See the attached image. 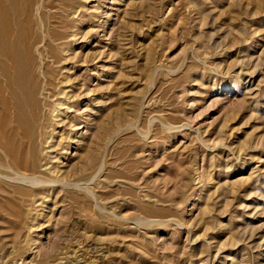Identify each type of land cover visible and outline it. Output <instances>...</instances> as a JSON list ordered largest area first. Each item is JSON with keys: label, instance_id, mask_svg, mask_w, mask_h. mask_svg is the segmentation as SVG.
I'll return each instance as SVG.
<instances>
[{"label": "rangeland", "instance_id": "rangeland-1", "mask_svg": "<svg viewBox=\"0 0 264 264\" xmlns=\"http://www.w3.org/2000/svg\"><path fill=\"white\" fill-rule=\"evenodd\" d=\"M12 1L0 65L54 102L0 153V264H264V0Z\"/></svg>", "mask_w": 264, "mask_h": 264}, {"label": "bare ground", "instance_id": "bare-ground-1", "mask_svg": "<svg viewBox=\"0 0 264 264\" xmlns=\"http://www.w3.org/2000/svg\"><path fill=\"white\" fill-rule=\"evenodd\" d=\"M4 1V0H3ZM1 1L0 4L3 2ZM6 1V0H5ZM4 1V2H5ZM27 1V0H26ZM4 2L0 5L2 7L6 6L7 3L3 6ZM8 2V1H7ZM11 2H13L11 0ZM15 2V1H14ZM21 5V4H20ZM19 6V5H18ZM24 6V5H23ZM8 7V6H7ZM1 8V7H0ZM9 8V7H8ZM7 8V9H8ZM5 9V7L3 8ZM11 9V8H10ZM25 9V8H24ZM20 10V9H19ZM1 11H2V15H4V13L8 12L7 11H3L2 8H1ZM0 11V12H1ZM35 12V10H34ZM9 13V12H8ZM6 13V14H8ZM20 13V12H19ZM18 13V14H19ZM23 13V11H22ZM25 13V12H24ZM27 14V13H26ZM31 15V13L29 14ZM28 15V16H29ZM35 15V14H34ZM42 15V14H41ZM17 16V15H16ZM27 16V17H28ZM8 18L9 17V20H11L10 16L8 15V17L6 15H4V17L2 16V23L4 21L3 18ZM14 17V16H13ZM32 17V15H31ZM5 18V19H6ZM17 18V17H16ZM33 18V17H32ZM1 19V18H0ZM8 20V19H7ZM35 20V19H34ZM12 21V20H11ZM25 21V19H24ZM27 21V20H26ZM6 22V20L4 21ZM9 24H10V21H7ZM22 22V20H21ZM20 22V23H21ZM29 22V21H28ZM63 22V21H62ZM13 23V22H11ZM18 22V26H20V24ZM23 23V22H22ZM21 23V25H22ZM61 23V22H60ZM1 24V23H0ZM6 24V23H5ZM27 24V23H26ZM33 24V23H32ZM1 25H4V24H1ZM8 25V24H6ZM13 24H11L12 26ZM28 25V24H27ZM34 25V24H33ZM39 25V24H38ZM36 25V27L38 26ZM42 25V24H41ZM10 25H8L7 27H9V29L6 27V29L11 30V33L15 31V33L17 32L16 31V28L17 26H15V30H13L14 28H11ZM33 27V26H31ZM30 27V28H31ZM35 27V26H34ZM40 26H38L39 28ZM18 28H21V27H18ZM1 30V28H0ZM5 30H3L0 34L2 37L3 35V32H5ZM20 30V29H19ZM18 30V32H19ZM28 30V29H27ZM33 30V28H32ZM31 30V31H32ZM35 30H38L37 28ZM39 30H42V27L39 28ZM38 30V31H39ZM43 31V30H42ZM7 32V30H6ZM34 32V30H33ZM32 32V33H33ZM9 33V32H7ZM4 35L6 36L4 39H2V41L4 42H1V43H5V39L7 37H9L11 35V37H9L10 39H12V34L9 33ZM23 33V32H22ZM29 33V32H28ZM37 33V32H36ZM19 33H17V36L19 37L18 35ZM21 34V33H20ZM24 34H25V31H24ZM23 34V35H24ZM38 34H40L38 32ZM9 35V36H7ZM15 35V34H14ZM22 35V34H21ZM27 35V32L26 34ZM24 35V36H25ZM32 36V35H31ZM40 36V35H38ZM37 36V37H38ZM16 37V36H15ZM21 37V36H20ZM19 37V38H20ZM36 37V38H37ZM3 38V37H2ZM8 38V39H9ZM23 38V36H22ZM31 38V37H30ZM54 38V37H53ZM15 40V38L13 39V41ZM17 43L15 44H19L18 43V39H16ZM28 40V39H27ZM30 40V39H29ZM9 41V40H8ZM25 39H23V43L25 44ZM32 41V40H31ZM54 41V40H53ZM62 41V40H61ZM7 42V41H6ZM20 42L22 43L21 41V38H20ZM11 43L10 41L7 42V44L9 45L8 48H10V44ZM7 44H5V46L2 44V46L5 47V50L6 51H9L7 50ZM13 44V42H12ZM23 44V46H24ZM29 44V42H28ZM22 45V44H20ZM26 45V44H25ZM30 47H31V44H29ZM41 45V42H38V43H35L34 44V50L39 51V46ZM19 46V45H18ZM16 47V48H19V47ZM46 46V45H45ZM0 47H1V44H0ZM26 47V46H25ZM29 48V46H27ZM2 48V47H1ZM0 48V49H1ZM15 49V47H14ZM12 50L11 49V52L14 51V54L11 53V57L8 59L7 57L4 58L3 62L1 65H3L4 62H7V59L9 60V64L12 67V69L9 67L7 68V63L4 64L6 65V68L4 69L1 65H0V99H1V102H3L4 104L1 105L2 103L0 102V153H1V157L3 156L4 158H2L3 160H6L5 162H1L2 164H4V166H6V168H9L10 170H12L13 172L21 175V176H25V172L27 169H29V164H28V159L29 157L28 156H31V158H34L35 159V154L37 155L39 153V150L41 148L42 152L44 150V145H43V139L44 137L48 136L49 135V130L48 128H50L48 125H46L43 120H41L42 118L39 117V115H43V111L45 109V107L47 105H49L50 101L52 100L54 102V99H51L50 98V91H49V86L47 83H41L40 81V76H39V73H37V70L36 68H34L35 70H33V68L31 70L28 69L27 65H24L22 60H21V52H17L15 50ZM27 49V48H25ZM31 49V48H30ZM17 50V49H16ZM29 50V49H28ZM27 50V51H28ZM33 50V51H34ZM20 51V49L18 50ZM25 51V50H23ZM22 51V52H23ZM49 51V50H48ZM3 52H4V49H3ZM16 52V53H15ZM35 52V51H34ZM7 53V52H6ZM6 53H3V54H6ZM9 53V52H8ZM26 53V51H25ZM40 51L37 53V55H39ZM13 54V55H12ZM9 55V54H7ZM27 55V54H26ZM43 55V54H42ZM40 55V56H42ZM36 57V55H35ZM41 58V57H40ZM54 58V57H53ZM62 58V57H61ZM24 59V58H23ZM34 59V58H33ZM36 59V58H35ZM42 59V58H41ZM1 60V59H0ZM39 60V58H37V61ZM64 60V58H63ZM27 61V60H26ZM25 61V62H26ZM29 61V59H28ZM31 63V62H29ZM35 63V62H34ZM38 63V62H37ZM35 63V64H37ZM57 63V62H56ZM28 64V63H27ZM33 64V63H32ZM30 65V64H28ZM46 71V70H45ZM37 73V74H36ZM43 74L45 73L44 71L42 72ZM42 74V75H43ZM36 75V76H35ZM45 75V74H44ZM29 76H32V79H28ZM33 76L35 78H33ZM46 76V75H45ZM60 76V75H59ZM28 77V78H27ZM56 77V76H55ZM39 79L40 83L38 84L37 83V80ZM46 79V78H45ZM58 79V78H57ZM53 80V79H52ZM38 81V82H39ZM58 81V80H57ZM60 81V80H59ZM49 82V81H48ZM56 82V81H55ZM61 82V81H60ZM59 82V83H60ZM59 83H57V85L59 86ZM62 83V82H61ZM56 84V83H55ZM68 85V84H67ZM62 86V85H61ZM60 86V88H61ZM54 87L56 88V86L54 85ZM53 87V88H54ZM58 89V88H57ZM56 90V89H55ZM54 91V90H53ZM65 91V89H64ZM62 91L61 89L59 90V92H54V94H58V93H61V92H64ZM62 94V93H61ZM58 96V95H57ZM55 96V97H57ZM60 96V95H59ZM60 99V97H59ZM57 101V100H56ZM55 101V102H56ZM58 104H63L62 102H59ZM50 106H51V103H50ZM49 107V106H48ZM49 109V108H48ZM55 109V108H54ZM53 111V110H52ZM51 111V113H52ZM42 112V114H40ZM48 112V111H47ZM54 112V111H53ZM50 114L49 112L47 113V115ZM54 115V113H52V116ZM58 115V114H56ZM56 117V116H55ZM40 118V119H39ZM45 118V117H44ZM43 118V119H44ZM46 118L50 119L49 116H46ZM39 121H38V120ZM54 119V118H52ZM56 119V118H55ZM51 120V119H50ZM47 121V120H46ZM49 121V120H48ZM51 122V121H50ZM53 122V121H52ZM52 127V126H51ZM47 130H48V133H47ZM53 133V132H51ZM48 134V135H46ZM100 136V135H99ZM101 137V136H100ZM35 145V146H34ZM47 145V144H46ZM45 145V146H46ZM48 146V145H47ZM90 149V148H89ZM37 152V153H36ZM45 152V150H44ZM43 152V153H44ZM48 152V151H47ZM41 155V154H40ZM93 153L89 154V157L88 159H90L89 161H91L93 158ZM50 156V154H49ZM48 156V157H49ZM39 157V155L37 156ZM41 158H43L42 156H40ZM39 157V158H40ZM51 157V156H50ZM38 158V159H39ZM45 158V157H44ZM43 158V159H44ZM53 158V157H52ZM50 159V158H49ZM46 160V159H45ZM8 161V162H7ZM37 161V160H36ZM42 161V160H41ZM38 162V161H37ZM40 163V162H38ZM14 165H16L18 168H20V170H17L15 169ZM31 165H32V162H31ZM35 165H36V162H35ZM42 165V164H41ZM44 165V164H43ZM38 166V165H37ZM34 167V166H33ZM31 167V168H33ZM40 167H43V166H40ZM38 168V170L40 169L42 171L43 168ZM36 168V166L34 167ZM30 170V169H29ZM34 169H32V172H33ZM36 171V170H35ZM34 171V172H35ZM40 171V172H41ZM50 171V170H49ZM29 174H31L30 171H28ZM33 172V174H34ZM23 173V174H22ZM39 173V172H37ZM46 173V171H45ZM41 174H44L41 172ZM40 174V175H41ZM27 176L26 177H34L38 174H35L34 176H30L28 174H26ZM43 176V175H42ZM37 177V176H36ZM39 177V175H38ZM41 177V176H40ZM44 177V176H43ZM22 178V177H21ZM35 178V177H34ZM42 180V179H40ZM45 181V180H44ZM32 182V181H31ZM27 183V182H26ZM27 185V184H26ZM19 186V185H18ZM31 186V185H29ZM4 188V187H3ZM20 188V187H19ZM17 189V188H16ZM30 191V190H29ZM20 193V192H19ZM11 194L13 195V193L11 192ZM16 202V201H15ZM16 212V211H15ZM18 214V213H17Z\"/></svg>", "mask_w": 264, "mask_h": 264}]
</instances>
